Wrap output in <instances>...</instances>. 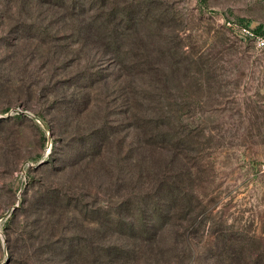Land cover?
Returning a JSON list of instances; mask_svg holds the SVG:
<instances>
[{
  "label": "rangeland",
  "instance_id": "374dc122",
  "mask_svg": "<svg viewBox=\"0 0 264 264\" xmlns=\"http://www.w3.org/2000/svg\"><path fill=\"white\" fill-rule=\"evenodd\" d=\"M246 26L264 36V0H0V264H84L91 211L119 203L122 158L135 163L138 150L128 98L140 104L146 78L124 91L97 37L111 32L129 35L119 60L147 56L135 64L153 75V96H167V129L185 135L179 164H197L200 252L219 236L209 218L264 240V50L240 34ZM100 127L112 132V155L102 150L97 161L114 162L111 174L79 143ZM47 189L60 201L41 209ZM199 249L190 263L210 264Z\"/></svg>",
  "mask_w": 264,
  "mask_h": 264
},
{
  "label": "trees",
  "instance_id": "16d2710c",
  "mask_svg": "<svg viewBox=\"0 0 264 264\" xmlns=\"http://www.w3.org/2000/svg\"><path fill=\"white\" fill-rule=\"evenodd\" d=\"M122 19L132 26L140 22V18L137 17L126 16ZM251 31L258 34L260 30L256 28ZM94 36L89 33L87 40L98 45ZM127 36L129 35L118 36L111 32L105 39L102 34H97L100 46L105 48V52L113 53L117 59L118 67L114 73L120 74L118 76L120 85L128 82L126 88L122 85L124 91H128V87L133 93V83L130 81L134 76L141 75L146 79L141 83L143 90L138 88L144 93L140 97V104H143L141 101L143 98L147 103L156 105L155 108L158 110H153L155 115L148 112L150 110L148 106L138 105L137 100L129 95L131 110L139 112V116L136 114L131 116L138 142V150L133 152L137 157L135 163L122 158L124 185L116 208L99 207L90 213L91 217H96L90 222L95 228L90 231L89 256L84 260V264H193L196 259H200L197 258L199 249L197 242L193 239L205 229L202 220L199 219L200 216L203 218L205 209L200 210L201 206L194 188L196 178L191 171L196 169L197 164L190 168H183L179 164L183 158H187L185 156L187 147L183 142L185 135L183 131L167 129L171 117L167 111V96L162 89L163 92L160 90L158 95L153 96L152 88L155 87L153 75L144 69L143 63L135 64L139 59L146 63L147 56L138 52L119 60L120 42ZM112 48L114 50H111ZM176 117L180 120L181 116L176 114ZM111 135V131L107 132V129L100 127L83 134L79 139V143L85 147L84 152L90 153L91 161L110 174L114 169V162L108 167L109 164L97 159L102 157V150H107L112 155ZM172 138L178 139L175 147L170 145ZM131 168L132 174L126 170ZM58 193L54 189L45 190L36 200L37 206L43 209L47 204L58 203L60 201ZM69 203L67 199H61V205L64 207ZM102 218L105 219L104 222L101 221ZM207 223L212 227V233H218L219 236L215 237L216 242L208 246L209 251L200 252L199 249L198 253L203 255V260L210 264H264V240L254 235L249 237L240 230L236 231L234 226L223 224L222 221L217 223L209 218ZM102 229L113 235L106 242L96 238L98 234L93 233ZM52 249L55 252L56 249ZM192 257L195 260L190 263ZM161 260L164 262H160Z\"/></svg>",
  "mask_w": 264,
  "mask_h": 264
},
{
  "label": "built area",
  "instance_id": "2783aa9c",
  "mask_svg": "<svg viewBox=\"0 0 264 264\" xmlns=\"http://www.w3.org/2000/svg\"><path fill=\"white\" fill-rule=\"evenodd\" d=\"M239 32L244 38H247L252 41L256 48L264 50V36L255 34L247 27L240 28ZM260 172L264 174V165L260 167Z\"/></svg>",
  "mask_w": 264,
  "mask_h": 264
}]
</instances>
